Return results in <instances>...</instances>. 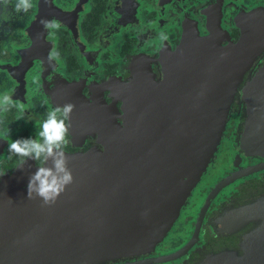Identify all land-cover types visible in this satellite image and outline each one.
<instances>
[{"label":"flooded vegetation","instance_id":"1","mask_svg":"<svg viewBox=\"0 0 264 264\" xmlns=\"http://www.w3.org/2000/svg\"><path fill=\"white\" fill-rule=\"evenodd\" d=\"M32 3L29 11L17 12L16 0H0V93L11 94L25 106L21 120L16 119V108L0 113V127L10 129L9 135H0V184L22 168L43 166L42 160L10 153L8 145L36 138L49 111L68 103L75 106L64 153L103 151L104 143L120 134L124 86L137 70L149 67L159 80V54L174 50L187 26L195 25L206 35L215 15L228 37L236 40L238 18L245 11L264 8V0ZM42 20L59 21L61 27L47 29ZM53 52L59 59H49ZM263 68L264 51L244 74L210 165L176 211L167 233L147 253L99 264H200L210 253L241 252L244 235L254 228L244 219L245 209L264 200V148H244L252 110L246 85ZM24 180L23 176L7 188L25 191ZM12 229L7 236L0 231V264H22L16 262L22 250Z\"/></svg>","mask_w":264,"mask_h":264},{"label":"water","instance_id":"2","mask_svg":"<svg viewBox=\"0 0 264 264\" xmlns=\"http://www.w3.org/2000/svg\"><path fill=\"white\" fill-rule=\"evenodd\" d=\"M238 22L236 40L215 15L206 35L187 26L176 48L159 54V80L149 67L137 70L124 86L119 136L103 151L64 153L73 182L54 204L42 206L27 190L7 188L23 176L28 183L37 169L22 168L0 184V231L7 236L14 226L22 250L17 263L130 258L167 233L210 165L244 74L264 51V8L245 11ZM246 88L252 110L244 148L258 151L264 148V68ZM244 219L254 228L241 252L210 253L200 264H264V200L246 208Z\"/></svg>","mask_w":264,"mask_h":264},{"label":"clouds","instance_id":"3","mask_svg":"<svg viewBox=\"0 0 264 264\" xmlns=\"http://www.w3.org/2000/svg\"><path fill=\"white\" fill-rule=\"evenodd\" d=\"M32 7V0H16L17 12H27ZM41 24L51 30H59L61 27L60 22L56 20H42ZM49 59H59V53H51ZM74 107L68 103L49 111L40 124L36 138L16 139L8 145L9 152L18 157L44 162L43 166L37 167V171L30 176L27 185V198H40L43 201L42 206L54 204L65 187L73 182L62 149L68 143L71 127L69 120ZM12 108L17 109V120L24 119L25 106L19 101H14L11 94L0 93V113H6ZM9 134V128L0 127V135ZM48 161H51V166H46Z\"/></svg>","mask_w":264,"mask_h":264}]
</instances>
